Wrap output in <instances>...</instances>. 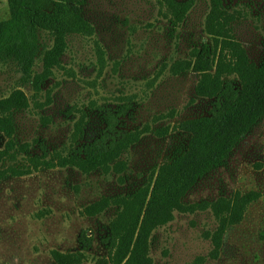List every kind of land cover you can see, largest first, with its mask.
I'll return each instance as SVG.
<instances>
[{
    "label": "rangeland",
    "instance_id": "374dc122",
    "mask_svg": "<svg viewBox=\"0 0 264 264\" xmlns=\"http://www.w3.org/2000/svg\"><path fill=\"white\" fill-rule=\"evenodd\" d=\"M209 9V0H194L173 27L155 0H87L83 15L92 34L68 36L60 63L38 91L29 80L42 69V56L53 42L50 32L38 31L40 48L29 77L17 61L0 59V97L15 88L28 96V106L14 112L19 152L4 164L27 163L30 155L53 159L50 167L0 181V264H55L52 250H81L84 232L91 242L81 264H111L109 226L120 210L114 200L147 185L152 169L186 144L188 134L175 127L179 121L211 110V100L194 92L197 74L171 69L210 41L204 31ZM231 9L238 11L235 36L249 59L259 63L264 0H232ZM8 17L7 0H0V21ZM107 113L117 114L115 133L139 131L120 156L124 169L85 173L60 164L57 154L72 153L107 131ZM5 141L0 132V148ZM248 191L259 196L227 228L213 256L217 219L208 203ZM102 200L106 206L92 213ZM184 202L194 209L176 212L150 234L154 264H264V116L222 165L197 181Z\"/></svg>",
    "mask_w": 264,
    "mask_h": 264
},
{
    "label": "trees",
    "instance_id": "16d2710c",
    "mask_svg": "<svg viewBox=\"0 0 264 264\" xmlns=\"http://www.w3.org/2000/svg\"><path fill=\"white\" fill-rule=\"evenodd\" d=\"M87 0H7L9 17L0 21V59L15 60L28 77L38 54V31L45 29L53 36L41 60L42 69L29 80L34 91L52 74L60 63L72 34L91 35L93 25L83 15ZM165 10V16L174 27L181 23L194 0H155ZM250 1V0H249ZM210 9L205 17L204 31L210 41L201 42L190 56L173 62V72L192 70L197 74L194 92L210 99L207 114L188 117L175 127L188 134L183 147L177 146L149 173L148 184L131 195L114 200L120 210L109 226L112 244L111 264H154L150 256V234L174 218L176 212L194 209L186 204L184 196L210 171L222 165L235 146L264 116V54L259 63L249 59L246 49L235 36L233 20L237 10L231 9L232 0H209ZM28 106V96L15 88L0 97V132L6 141L0 148V181L31 172L39 166L50 167L53 159L30 155L28 162L18 165L13 161L19 152L16 140L14 112ZM107 131L93 141L83 143L72 153L57 154V161L82 172L102 170L121 172L125 165L121 154L139 138V131L115 133L117 114H106ZM167 129L161 132L165 133ZM113 132V133H112ZM46 154V152H43ZM259 196L256 191L219 198L208 203L217 219L211 238L217 256L222 235L227 228L242 219L246 205ZM107 201V200H106ZM100 201L92 209L98 212L106 206ZM108 202V201H107ZM81 250L62 252L52 250L55 264H81L84 250L91 237L81 236ZM100 262H104L102 259Z\"/></svg>",
    "mask_w": 264,
    "mask_h": 264
}]
</instances>
